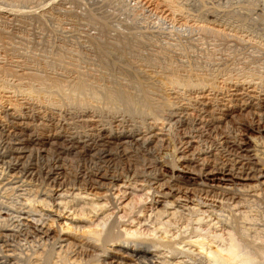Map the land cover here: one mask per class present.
<instances>
[{"label":"rangeland","instance_id":"1","mask_svg":"<svg viewBox=\"0 0 264 264\" xmlns=\"http://www.w3.org/2000/svg\"><path fill=\"white\" fill-rule=\"evenodd\" d=\"M219 1L223 4L225 0H203L207 7ZM170 3L165 0H0V200L13 204H5V208L13 206L15 210L21 203V208L26 209V195L38 211L31 218L24 214L27 220L39 218L31 221L37 226L55 221L52 228L56 231L66 221L77 234L72 236L79 237L83 230L92 228L101 218L106 220L110 213L124 215L132 205L135 209L139 206L133 200L124 209L133 195L130 187H119L121 181L111 184L107 192L113 194H109L110 203L104 198L74 199L72 193L84 188V178L93 172L115 174L114 177L129 180L133 185L163 182L173 165L174 169L180 167L176 158L182 154L189 160L192 158L187 167L201 175L207 166L246 172L252 162L242 156L243 143L256 135L257 152L264 157V136L259 138L254 130L264 127V114H261L264 113V85L261 87L257 80L243 79L245 73L257 72L251 71L254 64L259 66L258 71H264V50L256 45L252 48L253 44H238L229 37L218 38L200 29L203 24H213L210 22L217 17L216 23L224 24L228 18L224 12H214V15L199 0ZM79 79L99 96L121 87L142 97L143 92L137 91L133 83L136 79L142 83L144 94L153 99L155 108L162 104L159 111L155 109L150 114L145 109H142L144 113L141 109L130 113L86 96L90 104L82 106L67 98ZM176 80L186 84H176ZM55 82L63 86L62 91L69 89L68 93L54 92L58 87ZM141 138L147 139L146 142ZM19 146L23 148L19 149L21 153L16 150ZM130 176L133 178L128 179ZM6 182L18 189L11 192L7 189V192ZM137 189L136 194L143 193L140 186ZM54 191H62L64 198L50 196ZM236 191L231 194L198 191L188 195L191 200L184 198V203L194 206L206 201V204L219 205L222 199L227 205L237 204L233 208L236 210L227 214H251L254 219L245 222V226L264 232V200L259 197L260 200H252L247 205L241 201L252 192ZM41 198H47L45 202L52 206L40 203ZM60 201L61 205H55ZM97 202L103 207L95 211L92 208ZM150 205H142L144 211H150H145V215L130 213L135 219L132 227L140 224L153 229L154 225L158 236L165 229L177 237L178 234L193 236L194 229L221 232V227L211 226L214 220L206 218L198 223L195 218L199 216L189 211L191 216L188 215L185 208H179L183 210L181 215L173 216L171 208L161 210ZM57 207L61 212L56 215L52 209ZM5 208L3 213L12 212ZM239 220L244 222L242 218ZM113 246L116 248L117 244ZM161 260H156L157 264L163 263Z\"/></svg>","mask_w":264,"mask_h":264},{"label":"bare ground","instance_id":"2","mask_svg":"<svg viewBox=\"0 0 264 264\" xmlns=\"http://www.w3.org/2000/svg\"><path fill=\"white\" fill-rule=\"evenodd\" d=\"M165 1L172 3L173 1H176V0H165ZM261 1L264 2V0H225L224 1L225 4L223 3L224 5L221 3V1H219L220 3L215 2L214 5L212 4V7H207L206 4H204L203 0H199V4H202V5L204 4V6L206 7L205 8L204 6H202L205 8V10L211 11V12H213V14H214V12L218 13V14H220L221 12H224L225 15L228 17L226 19V22H224V24L218 25L217 19L219 17H217L216 19H213V21L211 20L212 22H210V23H213V24H211V25L203 24V25H201L200 29H202L203 31L209 32L210 34H213L214 36H217L218 38L219 37H221V38L222 37H225V38L229 37L228 39L231 40V38H232L234 40V42L236 41L238 44H246V45L247 44H253L252 48H253V46L256 45L259 48L262 47L261 50H264V6L259 5V2H261ZM262 5H264V4H262ZM177 7L180 8L179 5H177ZM198 14H199V12H198ZM225 15L223 17H226ZM205 20H207V19H205ZM221 23H222V21H221ZM224 25H226L225 28H221ZM218 26H220V27H218ZM200 33H202V32H200ZM244 47H245V45H244ZM254 61H255V59H254ZM244 67H246V66H244ZM258 69H259V66L258 65L256 66L254 64L251 71H254V72L257 71V72L256 73L247 72V73H245V75H244L245 78H243V79L244 80L247 79L248 82L249 81L252 82L254 80L255 81L257 80V81H259V83H261L262 86L261 85L260 86L263 87V85H264V71L261 72V71H258ZM197 79H200V78H197ZM134 80L135 81H133V83L135 84L137 91L143 92V94L141 92L142 97L139 96L140 98L138 97V95L136 96L135 93L132 94L129 91L127 92V90L125 91L121 87L116 88L115 90H111V91L108 90L104 95H103L104 92L103 93L100 92L102 95L99 96L100 94L98 95V93H96V91L94 92V91L90 90L89 88H87L88 85H86L82 79L77 80L78 82L76 81L77 83L74 85L73 89L71 90L72 92L70 91L71 94L70 93H69V95L67 94V98L72 99L71 101H74V102L78 103L79 105L83 106V105L90 104L86 101V96L87 97L89 96L90 98L94 99L97 102H98V100H100V101L102 100V103L108 104L110 107L121 108V110H124V112L127 111L130 113H132L133 111L140 112L139 111L140 109H141V112L144 109H145V111L147 110L148 112H146V113H149V114L151 112H155L156 111L155 109H158V111H159V109H160L159 107L161 106L160 104H162V103L160 102L159 106H158L156 104L158 102L154 101V102H156L155 104L158 106L157 108H155L156 106L154 105V103L152 101L153 99H151L149 96L144 94L145 89L142 86V83L139 80L138 81L136 79H134ZM171 80H173V78ZM200 81L198 82V84L202 85V83ZM171 82L174 83L173 81H171ZM185 82H187V81H185ZM242 82H244V81H242ZM175 83L178 84L181 82H180V80H178V81L176 80ZM181 84H186V83H181ZM187 84H189V85L192 84L191 79H190V83L187 82ZM255 84H257V83H255ZM57 85H58V87L56 88V90L54 88L55 86L53 87L54 92L56 91L58 93L59 92L60 93L61 92L66 93V91H67V93H68L69 89L64 91V89H65L64 88L62 91L63 86L60 87L61 84L60 85L57 84ZM257 85H259V84H257ZM196 86H197V84H196ZM62 95H64V94H62ZM62 95H60V96H62ZM99 103H101V102H99ZM164 103L168 105V101H164ZM164 103H163V105H165ZM91 104H93V103H91ZM164 107H162V108H164ZM158 111H157V113L159 114ZM144 112H142V113H144ZM160 113H162V112H160ZM261 114H264V113H261ZM156 117H157V115H156ZM154 119H156V118H154ZM254 130L258 133L259 138L260 137L263 138L264 127L263 128L259 127L258 129H254ZM256 136H254V138ZM137 138H139V137H137ZM254 138H253V136L251 138L249 136L247 138V141H245V143H243L244 148H242V149L244 151V154L242 156H243V158L245 157L246 160L252 162L251 167H249V169L246 172H242L240 170H239V172H236V171L234 172V171H232L233 169H231V168L229 169V168H226L224 166H222L220 169L217 168L218 170L215 169V166H214V168L208 169L207 168L208 166H207L206 167L207 171L206 172L203 171V173L201 175V173H199V172L195 173L193 170H191V168H188L189 166L187 167V164L191 162L192 158H191V160H189V158L187 157L186 154L185 155L182 154L179 156L177 155L178 159L176 158V161H180V167H176L177 169H174L175 167L173 165L172 167H174V168L171 167V170L169 171V174H168V178L165 181H163V182L160 181L158 183L157 182L154 183V182L149 181L150 183L149 184L146 183V185L145 184L144 185L143 184L133 185L132 182H128L129 180L128 181L123 180L121 177L119 178V176L114 177L115 174L113 176H111V175L109 176L104 171L103 172L98 171L99 173L93 172V174L87 176L88 177L87 179L84 178V180H86V182H84V188L79 187L80 189L77 192L75 191L72 193L74 199H78V200L79 199H88L90 201H93L94 199L104 198V199H106V202H107V200L108 201L110 200L109 194L113 195V194H111V192L109 194H107V192H109V190L112 188L111 187L112 185L117 184V183L114 184V182H120L121 181L122 184L120 183L121 184L120 185L118 183L120 186L119 185H117V186H119V187H121V186L122 187H125V186L130 187L132 190V195H133V199L131 198L132 200L130 199V202H126V204L123 206L124 209L127 207H130L132 205L131 202H133V200L136 201L137 204H139V206H137L135 209L134 208L135 206L132 205L133 207H130L129 208L130 210L127 213H125V210H124V212H123V213H125L124 215L116 216L117 214H115L112 216L111 215L112 213H110V215L106 216V218L108 217L106 220L104 218L103 219L101 218V222L96 223L94 226H92V228H88V229L83 230L82 231L83 233H80L79 237H76L77 234L74 230V227L72 225H70L69 222H66V221L63 222L62 225H60L59 231H56L52 228V226H54L53 223H55V221H54L55 219L52 220V222L54 221L53 223L47 224L45 226H37V224L32 223L33 220H35L36 218L32 219V220H27L29 217L31 218V216H34L33 212H36L37 209L35 210V208H34L35 206L32 205V202H31L32 200L29 197H26V195H25V200H26V205H27L26 209L21 208V205H20L21 203H20L19 204L20 207L19 206L15 207V208H17L15 210L12 209L13 206H11L12 212H10L9 214L3 213L2 209L5 208L4 207L5 204H7V206H8V204L9 205L10 204L13 205V204L9 203V202L6 203L7 201L5 202V200L4 201L0 200V264H157V263H159V261L158 262L156 261L158 259H160V260L162 259L160 262H162L164 260L163 263H160V264H264V232L256 230V229L249 227V226L247 227V225L245 226V222H247V223L252 222V220L254 219L253 218L254 216L251 217L250 216L251 214H248L246 212L241 213V215H239L240 217L235 216L234 213H233V215L227 214L228 211H230V213H231L234 210H236V209L233 210V208H235L237 206V204L234 203L236 205H233V204L230 205V203H229L227 205L226 201H221L222 200L221 198H220L221 200H219L220 201L219 205L211 204V203L206 204L205 203L206 201L205 202H202V201L198 202V204H196L194 206L188 205L189 203L187 204L186 202L184 203V201H186V199H184V198L188 199L189 194H193V193L195 194L198 191H201L202 193L203 192H209L212 194H215L217 191L221 192L223 194H227V193H230L234 190H237L236 192L237 193L240 192V194H245V192H247V193L252 192L253 194L251 193L249 197L247 196L248 198L243 196L244 199H242V201H241V199L239 200L241 202H243V200H244V203H247V205H249L248 203H251L252 200H258V199L260 200L259 197H261L262 200H264V157L260 156L259 152H257L258 147H257V143H254V141H255ZM146 140L144 139L143 141L146 142ZM241 142H242V140H241ZM20 148L21 147L19 146V148L17 147L16 150L18 149V152H19ZM21 149H23V148H21ZM191 151L189 153L190 155H191ZM239 152H240V150H239ZM19 153H21V152H19ZM29 153H31V152H29ZM22 157H24V155ZM203 160L205 161L204 158H203ZM184 164H186V165H184ZM230 167H231V165H230ZM39 171H40V169H39ZM195 171H196V169H195ZM182 173L183 174H192V175H189V177L188 176L186 177V176H183ZM11 175H9V176H11ZM150 176H151V174H150ZM154 176L155 175L153 174V178H154ZM155 177H157V176H155ZM130 178H131V176L128 179H130ZM154 179H156V178H154ZM145 181H147V180H145ZM13 182H15V181H13ZM134 183H136V182H134ZM151 183H154V184L152 185ZM16 186H17V184H16ZM139 186H140V189L143 190L142 194H136L137 190L139 191V189H137ZM21 187H19V188H21ZM5 188H4L5 190L8 189L11 192V190L16 191L18 189V186L14 187L13 185H9V186L6 185ZM24 188L25 187H23V189ZM145 188H147V190L144 191ZM102 189L104 190V192H100ZM8 190H7V192H8ZM257 191H261V193L260 192L258 193ZM17 194H19V191L17 192ZM234 194H236V193H234ZM49 195L50 196L55 195L56 199L64 198L63 197L64 193L62 191H59V192L54 191L52 194L50 193ZM217 195H218V193H217ZM219 195H220V193H219ZM239 197H238V199H239ZM41 199H42V201L40 203H42L45 206L50 205L49 204L50 202L48 204L45 202V200H47V198L45 200L43 198H41ZM191 199H188V200H191ZM146 200L148 202H146ZM198 200H200V199H198ZM213 200H215V199H213ZM196 201H197V199H196ZM215 201H217V200H215ZM111 202H112V200H111ZM113 202H116V201H113ZM241 202H238V204ZM262 202H264V201H262ZM62 203L63 202L60 201L59 203H56L55 205L58 206V205H61ZM109 203H110V201H109ZM143 204L144 205L145 204L146 205L151 204L150 206H154L155 208L160 207L161 210L171 208L173 211H170V213L173 214V216L175 214L181 215L183 210L181 212V210L179 208H182V209L185 208L187 212L188 211L190 213L192 212L191 215L196 213V215L199 216L198 218H195V219H197L198 223H200V221L203 222L202 220L206 219V218H208V220L206 219L207 221L212 220V222H213V220H214L213 224H211V222H210L211 226L213 225L214 228L215 227L216 228L221 227L219 229L221 232L210 231V230H207V227H206L207 231L201 230V229H194L193 232L195 230H196V232H194L195 234L193 236H190V234L188 236H186V235L182 236L181 234H178L179 237H177L176 233H175L176 235L173 234L174 232L172 234H170L171 231L166 230L164 227L165 230L163 229L164 230L162 232L163 235L158 236L157 231H156L157 228L154 225H153V229H150L151 226H149V227L139 226L140 224H138V227H132V224L135 222L134 221L135 219L132 218L133 215H139V214L145 215L146 212L149 211V210L146 211V209H145V211H146L145 212L143 210V208H141V207H143L142 206ZM22 205H23V202H22ZM111 205H112L111 207H113V204H111ZM241 205H239V206H241ZM247 205H246V207H247ZM50 206H52V204ZM89 206H91V205H89ZM92 206H91V208H92ZM102 207L103 206L101 205V203L97 202V203H95V206L92 209L96 211L97 209L99 210ZM148 207H147V209H148ZM217 208H219V209H217ZM5 209L11 210L10 206L5 208ZM89 209H90V207H89ZM52 210H55L52 213H54L56 215L61 212V211H58V207L56 209H52ZM231 210H233V211H231ZM143 212H145V213H143ZM36 213L38 215V211ZM130 213L133 215L130 216ZM190 213L188 215H190ZM24 214H25V216L28 214L27 215L28 218L25 217ZM167 214H169V212ZM48 215H46V216L48 217ZM39 216H40V212H39ZM126 216H128V218H125ZM146 216H148V215H146ZM154 216H156V215H154ZM110 217H112V218H110ZM185 218H188V217L186 216ZM238 218L239 219L242 218V220L244 219V222L243 221L240 222V220ZM38 219L39 218H37L36 220L39 221ZM146 219H149V218L147 217ZM197 221L195 223H197ZM188 224H189V222H188ZM144 225H146V224H144ZM201 225H202V223H201ZM216 225H218V226H216ZM203 229H205V228H203ZM73 233H75L76 235L74 234L75 236H72ZM62 235L65 237H62ZM21 242H23V243H21ZM114 243L117 244L116 248H114V246H113ZM134 257H135V261L133 260ZM172 257H175L177 260H175V262L172 261L171 260ZM183 257H185V258H183ZM165 259H168V260H165ZM191 260H193V261H191Z\"/></svg>","mask_w":264,"mask_h":264}]
</instances>
